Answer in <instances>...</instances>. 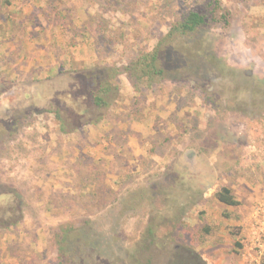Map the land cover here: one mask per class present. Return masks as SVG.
<instances>
[{
  "label": "rangeland",
  "instance_id": "obj_1",
  "mask_svg": "<svg viewBox=\"0 0 264 264\" xmlns=\"http://www.w3.org/2000/svg\"><path fill=\"white\" fill-rule=\"evenodd\" d=\"M63 228L62 264H264V0H0V264H57Z\"/></svg>",
  "mask_w": 264,
  "mask_h": 264
},
{
  "label": "trees",
  "instance_id": "obj_2",
  "mask_svg": "<svg viewBox=\"0 0 264 264\" xmlns=\"http://www.w3.org/2000/svg\"><path fill=\"white\" fill-rule=\"evenodd\" d=\"M206 20V15L202 14L201 12L194 11L189 12L185 15H183L177 22L173 25L172 33H176L179 35H186L193 33L198 28H200L202 25H204ZM98 27V26H97ZM96 30V29H95ZM159 44L156 45L155 48H153L149 52L145 53H139L137 58L132 60L125 69L118 70L117 68L112 70L108 69L106 71V74L104 76L98 77L96 73H94L93 70L90 71H84L82 75V86L87 85L88 87L85 91L87 98H89V101L97 108L101 109L103 107L108 108V101H106L105 97L109 96L111 93L112 88L114 87L111 84L112 78L116 75H119L120 73H125L129 77V79H132L134 81V85L137 86V83H152L155 80L159 79L163 75V70L160 67L159 63ZM92 69V68H91ZM95 76H93L92 74ZM113 74V76H112ZM96 78H100L101 80H97ZM58 119L59 117L56 116ZM61 129H63V126L60 125ZM217 200L227 206H236L239 203L235 200V198L232 196L230 190L228 188H222L217 194H216ZM66 229H59L58 234V260L57 264L65 263V256H63V253L65 252V248H63L61 245L66 243ZM93 244V243H92ZM176 262V261H175ZM175 262H172L174 264ZM194 264H202L198 262L196 259L193 261ZM176 264V263H175ZM180 264V263H178Z\"/></svg>",
  "mask_w": 264,
  "mask_h": 264
}]
</instances>
